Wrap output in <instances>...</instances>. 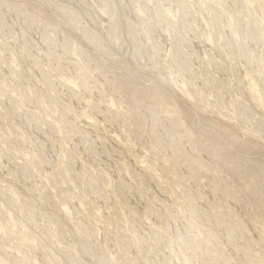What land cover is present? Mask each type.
<instances>
[{
	"label": "rangeland",
	"instance_id": "374dc122",
	"mask_svg": "<svg viewBox=\"0 0 264 264\" xmlns=\"http://www.w3.org/2000/svg\"><path fill=\"white\" fill-rule=\"evenodd\" d=\"M0 264H264V0H0Z\"/></svg>",
	"mask_w": 264,
	"mask_h": 264
}]
</instances>
